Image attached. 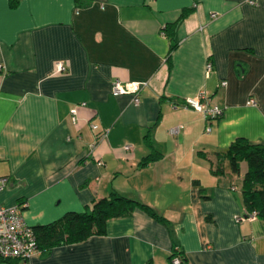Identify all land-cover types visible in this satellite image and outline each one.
Instances as JSON below:
<instances>
[{
	"label": "crops",
	"instance_id": "0c3cea01",
	"mask_svg": "<svg viewBox=\"0 0 264 264\" xmlns=\"http://www.w3.org/2000/svg\"><path fill=\"white\" fill-rule=\"evenodd\" d=\"M0 65V204L35 227L117 191L165 219L137 208L30 264H264L247 162L213 173L236 139L264 143V0H0ZM116 79L147 83L139 105ZM201 91L219 118L183 106Z\"/></svg>",
	"mask_w": 264,
	"mask_h": 264
},
{
	"label": "trees",
	"instance_id": "16d2710c",
	"mask_svg": "<svg viewBox=\"0 0 264 264\" xmlns=\"http://www.w3.org/2000/svg\"><path fill=\"white\" fill-rule=\"evenodd\" d=\"M168 28L165 26L164 30ZM174 48L175 45L172 49ZM159 156L150 155L143 164ZM217 159L219 164L213 170L214 174H219L223 170L221 159H227L229 169L235 175L241 173V162H247L248 168L242 181L245 205L248 213L256 211L258 218L264 220V143H253L246 138H238L229 148L218 152ZM137 208L145 210L160 221H165L153 207L112 191L109 196L95 199L93 205L82 212L70 211L54 222L33 227L38 248L44 246L46 249H51L56 246L80 243L92 236L103 235L106 233L107 222L110 219L131 216ZM175 256L180 257L177 252H174L170 262ZM180 259L182 264H185L181 257ZM5 262L19 264L16 260Z\"/></svg>",
	"mask_w": 264,
	"mask_h": 264
},
{
	"label": "built area",
	"instance_id": "2783aa9c",
	"mask_svg": "<svg viewBox=\"0 0 264 264\" xmlns=\"http://www.w3.org/2000/svg\"><path fill=\"white\" fill-rule=\"evenodd\" d=\"M250 3L256 4V0H250ZM0 69H2L1 65ZM207 69L208 71L212 69L210 63ZM54 70L56 72H63L66 70V66L63 62L59 61L54 64ZM226 83L223 82V85ZM146 85V82H131L116 79L112 84V93L115 96L131 94L134 96V103L139 105L141 101L140 94ZM248 104L255 105L256 101L250 99ZM183 106L202 113L207 121L217 119L223 113V109L219 105L212 104V100L206 91H201L196 96L186 97ZM71 114L72 120L76 122L79 116V107H74ZM91 127L97 129L98 125L93 124ZM181 127L177 126L172 128L171 133H179ZM207 130L209 131L211 128L208 127ZM125 149L127 151L132 150L133 146L126 145ZM98 164L102 165L103 162L99 161ZM8 183V177L0 175V191ZM26 207V202L14 206L0 204V260H16L19 264H30L31 259L40 254L34 228L26 222L23 216V211ZM245 218L254 221L258 219V213L256 211L249 212ZM170 264H182V261L180 257L175 256L172 258Z\"/></svg>",
	"mask_w": 264,
	"mask_h": 264
},
{
	"label": "rangeland",
	"instance_id": "374dc122",
	"mask_svg": "<svg viewBox=\"0 0 264 264\" xmlns=\"http://www.w3.org/2000/svg\"><path fill=\"white\" fill-rule=\"evenodd\" d=\"M243 168H245L244 165H243Z\"/></svg>",
	"mask_w": 264,
	"mask_h": 264
}]
</instances>
